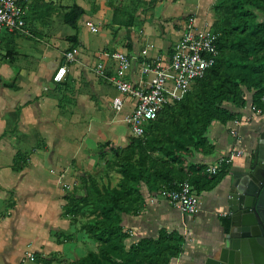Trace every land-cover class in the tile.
<instances>
[{"label": "crops", "instance_id": "obj_1", "mask_svg": "<svg viewBox=\"0 0 264 264\" xmlns=\"http://www.w3.org/2000/svg\"><path fill=\"white\" fill-rule=\"evenodd\" d=\"M73 1L84 9L86 24L91 22L98 28L93 33L88 27L92 34H98L100 28L107 30L101 38L86 40L79 21V44L72 47L69 38L78 29L70 27L72 30L65 34L63 17L74 3L65 5L64 0H32L24 30L5 32L1 38L0 264H23L28 252L52 260L53 264H68L95 250L88 249L91 241L85 235L77 229L71 232L75 227L62 214L68 195L65 189H71L73 183L70 169L84 152L75 141V131L80 121L92 120L97 122L99 135L104 129L109 132L104 133L105 139L118 140L115 134H124L121 124L126 125L124 118L133 110L130 99L124 101L121 111L114 107L119 93L110 80L96 75V67L104 63L111 78L116 72L113 54L126 53L132 60L126 80L138 85L142 64L150 58L171 55L189 16L194 15L199 26L215 20L212 12L216 0H139L153 5L149 11L141 9L135 13L138 22L147 24L156 11L162 34L145 27L139 32L134 27L116 32L104 24L110 15L109 7L96 2L98 12H91L84 0ZM165 25L169 27L164 29ZM73 48L78 49L76 61L68 65L65 80L54 83L53 76L63 65L64 54ZM119 114L124 117L119 118ZM261 117L247 108L239 127L216 122L209 129L207 136L215 150L210 155L196 153L193 163L215 166L233 149L243 150L245 157L233 161L229 174L218 186L199 195L201 206L197 214H182L165 199L146 194L144 187L145 209L138 216L123 218V227L130 233L129 242L156 238L161 229L178 232L185 237V243L181 255L171 264H203L224 235L223 218L229 213L224 199L234 178L248 165L246 156L256 144L255 126L264 123ZM231 129L237 130L238 139L232 137ZM93 135H97L96 131ZM124 144L121 148L127 146ZM15 166L20 168L15 170ZM57 233L71 235V239L60 238L57 243ZM82 248L87 252L82 254Z\"/></svg>", "mask_w": 264, "mask_h": 264}, {"label": "trees", "instance_id": "obj_2", "mask_svg": "<svg viewBox=\"0 0 264 264\" xmlns=\"http://www.w3.org/2000/svg\"><path fill=\"white\" fill-rule=\"evenodd\" d=\"M213 13L219 50L215 65L194 82L182 100L169 104L145 124L142 137L132 136L124 148H111V142L103 145L111 148L112 155L105 160L106 177L110 180V173L115 172L119 176L116 185L111 180L101 185L89 175L82 180L86 195L65 197L63 217L96 246L68 264H171L181 255L185 237L161 229L156 238L130 243L124 216H138L145 209L146 194L173 189L185 180L198 195L213 190L229 174L231 165L211 174L205 165L191 160L196 153L214 152L207 136L213 123L233 124L252 107L256 109L252 113L264 114V22L258 21V15H264V0H216ZM83 14L75 2L64 14V24L77 30ZM69 41L77 47L78 34ZM223 224L227 229L226 217ZM55 236L57 243L60 238L71 239L64 233ZM36 264L53 261L37 254Z\"/></svg>", "mask_w": 264, "mask_h": 264}, {"label": "built area", "instance_id": "obj_3", "mask_svg": "<svg viewBox=\"0 0 264 264\" xmlns=\"http://www.w3.org/2000/svg\"><path fill=\"white\" fill-rule=\"evenodd\" d=\"M49 1V0H44ZM32 0H0V51L1 38L5 32H20L26 26V15ZM87 26L93 33L98 28L91 22ZM218 35L213 31V23L209 21L199 26L194 15L185 23L184 33L177 41L168 57L147 59L141 66L140 84L126 80L132 67V60L126 53L113 54L116 72L111 78L107 76L105 64L100 62L95 69L98 77L108 79L117 89L119 96L114 99V107L121 111L124 101L133 102V110L124 118L132 136L142 137L144 126L157 118L158 114L169 104L182 100L191 90L194 82L205 76L207 70L216 63L219 55L217 47ZM78 49L73 48L64 54L63 65L53 76L54 83H62L68 73V65L75 62ZM146 78V80H143ZM256 111L254 107L251 109ZM258 114L260 111H258ZM235 128L241 120L233 122ZM232 137L239 138L236 129H231ZM244 155L241 149L231 150L222 157L215 166L207 168V172L216 174L223 165H231L233 161ZM69 188V187H68ZM184 215H195L200 210V198L189 180H185L173 189L156 193ZM36 255L28 252L23 264H35Z\"/></svg>", "mask_w": 264, "mask_h": 264}, {"label": "rangeland", "instance_id": "obj_4", "mask_svg": "<svg viewBox=\"0 0 264 264\" xmlns=\"http://www.w3.org/2000/svg\"><path fill=\"white\" fill-rule=\"evenodd\" d=\"M141 1H139V0H94V2L91 3L90 0H84V2H86L87 6L89 4L88 9L90 8L91 12H94V10H96L95 12H98L97 10L99 7L96 4V2L102 3L103 5H106L107 7H109L107 12H110V15H109L108 19L106 18L104 20V24H105V26L108 25L109 27H111L115 30L117 29L116 32H118L119 29L130 30L133 27H134V30L136 32H139L141 27H145V28L151 29V30H153V32L161 35L162 30H163V26L158 21L159 20L158 18H160V16H157L158 14L156 11L154 12L155 17L151 21H149L147 24H143L141 22H138V19H137L135 13L140 11L141 9H147V11H149L153 5V4L149 5V3L145 5ZM190 1L195 3L197 0H190ZM73 3H74L73 0H64L63 4L72 5ZM89 14H87V15H89ZM212 14L214 15L213 12H212ZM84 16L80 20L79 28H81V30L84 29L85 39L91 40V41L92 40L96 41L99 38H101L102 37L101 34L105 33L107 30L100 28L101 30H99L100 32L98 34H92L91 31L88 29V26L86 24V17H84ZM258 21L264 22V15L259 14L258 15ZM165 26H167V25H165ZM64 27H65V30H64L65 34H69L68 31L72 30V29L67 25H65ZM168 27L169 26L165 27L164 29H166ZM77 32H80L79 29L77 31H72V33L75 35ZM153 39H154V41H158L161 38L160 39L159 38H153ZM158 43L159 42H157L156 46H159ZM109 115L112 116V114H110V113H109ZM117 116L119 118L124 117L123 114H119ZM260 116H262L261 119H264V115L261 114V115H259V117ZM96 123H97L96 121L93 122L92 120H84V121L82 120L79 123L80 126L75 131V135H74L75 141L77 142V144H81V146H83L84 152H81L82 158H79L78 160L75 161L78 164H76V165L74 164V166L71 167V169H70V171L72 173L73 183L71 184L72 185L71 189H65L66 194H73V195H76L79 197L86 195L87 188L84 186L82 180H83V178H85L86 176H89V175H92L101 185L109 183L110 180H111L112 185H116L118 182L119 176L115 172L110 173V180L107 179L105 160L111 159V157H112V155L110 153L111 148H121V147H123V145H125L124 143H126L128 145L130 142V139L132 138V135L130 134V130L126 127V125L121 124L122 129H123L122 131H125L124 134H122L120 136L121 138L117 134H115L118 137V140H113L112 137H107L105 139L103 137L104 133H106V135H108L109 132L103 131L104 129L102 128L103 130L101 131V134H100L101 136H100L97 133L98 130L96 127ZM99 125L101 126V123H99ZM255 127H257V129H256V136H257L259 132L263 131L264 123H257ZM93 131H96L97 135H93ZM113 133H114V131H113ZM92 135H93V137H92ZM119 139H121L122 141H120ZM107 141L111 142V144H112L111 148H109V147L104 148L103 147V145ZM103 154H104V156H102ZM243 156L245 157V152H244ZM246 157H248V162H250V156L248 155ZM77 161H79V162H77ZM230 179H232V178H230ZM225 209L227 211V208H225ZM83 222H84V220H80L81 224ZM76 229L77 228L75 227V229H72L71 232H74ZM79 233L85 235L81 231ZM89 244H91V246L90 247L87 246L88 249L92 250V249H94V247L96 249V246L94 243L89 242ZM86 252H87V249L82 248V254L86 253ZM54 262L57 264H67V263L58 262V261H54ZM35 264H36V262H35Z\"/></svg>", "mask_w": 264, "mask_h": 264}, {"label": "water", "instance_id": "obj_5", "mask_svg": "<svg viewBox=\"0 0 264 264\" xmlns=\"http://www.w3.org/2000/svg\"><path fill=\"white\" fill-rule=\"evenodd\" d=\"M225 197L228 228L203 264H264V129Z\"/></svg>", "mask_w": 264, "mask_h": 264}]
</instances>
